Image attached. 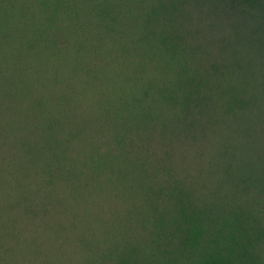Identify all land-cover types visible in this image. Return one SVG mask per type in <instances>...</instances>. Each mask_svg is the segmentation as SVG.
Masks as SVG:
<instances>
[{"label":"trees","instance_id":"obj_1","mask_svg":"<svg viewBox=\"0 0 264 264\" xmlns=\"http://www.w3.org/2000/svg\"><path fill=\"white\" fill-rule=\"evenodd\" d=\"M0 264H264V0H0Z\"/></svg>","mask_w":264,"mask_h":264}]
</instances>
